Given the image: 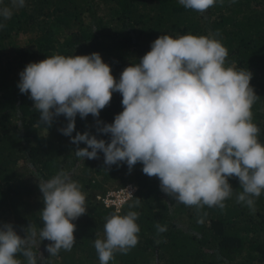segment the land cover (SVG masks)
Here are the masks:
<instances>
[{
	"label": "trees",
	"instance_id": "obj_1",
	"mask_svg": "<svg viewBox=\"0 0 264 264\" xmlns=\"http://www.w3.org/2000/svg\"><path fill=\"white\" fill-rule=\"evenodd\" d=\"M5 6L11 7V0H0V7ZM12 11L10 19L0 17L5 25L0 28V224L11 223L21 237L29 224L34 225L38 234L43 227L38 184L62 170L86 197V213L72 221L76 230L71 250L50 256L45 250L50 241L43 240L37 251L44 259L41 262L38 253L37 264H100L94 241L106 238V218L130 211L138 214V243L127 254L116 252L108 264H264V191L254 198L252 211L237 202L242 188L237 178H229L233 195L224 201V209L205 205L197 210L165 194L159 179L144 174L138 162L129 170L137 191L119 214L93 206L89 195L105 196V181L115 180V191L126 186L116 176L128 169L127 164L107 166L99 151L97 159L77 158L74 151L86 145L73 144L59 131L67 119L60 115L50 127L38 125L39 112L18 88L27 64L53 55L99 53L118 81L123 69L138 63L161 35H211L228 50L226 67L252 73L250 86L258 96L251 108L252 122L264 146V0H216L203 13L186 9L179 0H25V7ZM71 21L79 23L76 30H60ZM19 33L33 36L35 52L7 53L8 41ZM121 101L120 93L113 92L99 117L89 114L81 119L77 114L71 136L87 131L110 142V134L97 129L113 122L123 110ZM137 199L139 205L130 207ZM157 224L167 230L158 232ZM15 258L27 264L22 255Z\"/></svg>",
	"mask_w": 264,
	"mask_h": 264
},
{
	"label": "clouds",
	"instance_id": "obj_2",
	"mask_svg": "<svg viewBox=\"0 0 264 264\" xmlns=\"http://www.w3.org/2000/svg\"><path fill=\"white\" fill-rule=\"evenodd\" d=\"M179 3L203 13L216 0ZM23 7L25 0H11V7H0V17L10 19L13 9ZM227 56L226 47L211 35H161L138 63L123 69L118 81L100 54L93 52L53 55L29 63L19 74L18 88L39 112L38 125L50 127L60 115L67 119L59 131L73 144L86 145L74 151L77 158L97 159L99 151L105 165L123 162L129 170L139 162L144 174L159 179L165 194L197 210L205 205L224 209V201L233 195L229 178L235 177L242 188L237 202L255 211L254 198L264 191V146L258 141L260 130L252 122L251 111L258 96L250 86L252 73L226 67ZM113 92L122 96L123 110L111 124L97 129L110 134V142L87 131L71 136L77 114L81 119L89 114L99 117ZM38 187L43 227L37 234L29 224L21 237L11 223L0 224V264H22L17 254L27 264H37V248L43 240L50 241L45 246L50 256L61 249L70 251L74 245L72 221L86 213L81 186L62 170L41 179ZM138 205L139 199L130 207ZM137 217L130 211L106 218V238L94 241L100 264L137 245ZM156 227L161 233L167 230ZM43 259L39 253V260Z\"/></svg>",
	"mask_w": 264,
	"mask_h": 264
},
{
	"label": "rangeland",
	"instance_id": "obj_3",
	"mask_svg": "<svg viewBox=\"0 0 264 264\" xmlns=\"http://www.w3.org/2000/svg\"><path fill=\"white\" fill-rule=\"evenodd\" d=\"M48 22V21H47ZM85 22L88 23V18L87 16H85ZM79 23H75L74 21H71L70 23H66L63 25L62 28H60V30H64L66 28H73L71 30H76L75 25H78ZM61 33V32H59ZM64 33V32H62ZM22 50H28V51H33L35 52V45H34V38L31 35L28 36H24L21 33L19 34H14L13 37L11 38V41L7 43V53L12 52V54H16L18 52H21ZM119 178H123V181H121L120 183L124 182L125 185H132L133 182V175L130 173L129 169H126V171H120L118 173V176H116ZM115 183V180L110 179L107 182H104V190L105 191V195L111 192H115V189L113 188ZM134 185V184H133ZM125 187V186H124ZM123 188V187H122ZM137 188V187H136ZM121 189V188H120ZM119 190V189H118ZM137 191V189H136ZM98 197L102 198V192L101 193H92L91 195H89V201L93 203V206H100L101 201L98 199ZM36 200L40 201L41 198H36ZM103 206V205H102Z\"/></svg>",
	"mask_w": 264,
	"mask_h": 264
},
{
	"label": "built area",
	"instance_id": "obj_4",
	"mask_svg": "<svg viewBox=\"0 0 264 264\" xmlns=\"http://www.w3.org/2000/svg\"><path fill=\"white\" fill-rule=\"evenodd\" d=\"M136 189L135 185L128 184L115 192L106 194L102 198L98 197V199L104 208L112 209L115 213L119 214L125 204L134 197Z\"/></svg>",
	"mask_w": 264,
	"mask_h": 264
}]
</instances>
